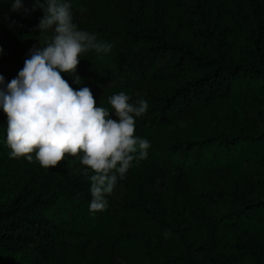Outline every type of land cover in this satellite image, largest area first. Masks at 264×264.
Here are the masks:
<instances>
[{
    "label": "trees",
    "instance_id": "trees-1",
    "mask_svg": "<svg viewBox=\"0 0 264 264\" xmlns=\"http://www.w3.org/2000/svg\"><path fill=\"white\" fill-rule=\"evenodd\" d=\"M113 1L63 0L78 30L80 17L93 18L115 46L113 67L93 50L80 55L83 77L110 81L92 91L96 106L112 112L120 92L147 101L135 134L150 142L148 157L95 213L87 177H37L35 154L19 158L32 184L0 177V263L264 264V0L246 14L225 0H155L177 22L169 36L143 0L121 12ZM43 15L34 0L19 10L0 0L5 90L30 50L48 44L36 27ZM6 128L0 108V161L11 162ZM171 177L181 186L171 183L163 204Z\"/></svg>",
    "mask_w": 264,
    "mask_h": 264
},
{
    "label": "clouds",
    "instance_id": "clouds-1",
    "mask_svg": "<svg viewBox=\"0 0 264 264\" xmlns=\"http://www.w3.org/2000/svg\"><path fill=\"white\" fill-rule=\"evenodd\" d=\"M34 2L44 11L36 27L55 34L42 49L30 50V58L18 76L7 83L6 90L5 78L0 75V108L7 116L10 156L31 162L35 154L45 168L59 166L67 156L79 157L85 166L83 175L91 182L89 210L104 211L106 195L113 193L118 179L125 177L134 160L148 157L150 142L135 134V117L145 114L148 103L143 99L130 103V97L120 92L109 97L110 112L96 106L89 87L74 89L61 73L76 74L82 53L93 49L104 53L111 46L78 30L69 3ZM12 3L13 10L22 7V0ZM74 77L80 84V77Z\"/></svg>",
    "mask_w": 264,
    "mask_h": 264
},
{
    "label": "rangeland",
    "instance_id": "rangeland-1",
    "mask_svg": "<svg viewBox=\"0 0 264 264\" xmlns=\"http://www.w3.org/2000/svg\"><path fill=\"white\" fill-rule=\"evenodd\" d=\"M132 1H138V0H114L113 7L117 11L121 12L123 10V7H125L128 3ZM143 1L149 7L148 12H147V20H149L152 23L154 21H157L158 19L159 29L162 31V33L165 36H169L173 32V28L177 24V22L172 21L169 18H167L165 14L162 12L161 7L157 6L155 0H143ZM250 2L251 0H225V4L227 5L229 9H233L232 5H236L238 8H240L242 12H245V14L248 13L251 7ZM233 12L234 11H232L231 13ZM155 13H158L160 17L156 18ZM96 24L97 22L93 18L85 17V16H82L79 18L80 30L86 31L89 34L94 35L97 42H101L105 44L106 46L107 45L111 46V50L108 52L98 53L93 49V53L97 54L99 57H101V59H103L105 63L113 67V57H114L115 46L112 41L105 40L102 36H100L97 33ZM38 32L40 33L41 37L42 36L45 37V39H42L41 42H43L44 40V41H47L48 43L51 42L55 34L54 31L51 29L45 32H40V30L38 29ZM2 40H3V34L0 33V47H2L1 46ZM21 54L24 55L25 51L22 50ZM0 57H2V53H0ZM74 75H78L80 77L81 79L80 84H77L75 82ZM63 78L67 80L70 83V85L76 90H79L81 87L87 86L91 89V91H95L96 93H99L101 90H104L105 87L110 84V81H107V80L92 82L89 77H83L82 69L80 67H77L76 74L64 73ZM153 139L157 140L158 138L157 136L156 137L154 136ZM18 160L19 159H14L11 162L0 161V177L1 178L3 177V180L5 181L9 179L10 180L16 179L19 185H23L29 182V177L27 176V177L21 178L22 176L20 174L24 169V164L19 163ZM32 166L33 168L38 167L40 169L39 172L36 171L35 173L37 177L38 176L48 177L49 174L51 175L50 177H53L55 175L56 181H60V182H66L67 180L84 176L83 169L85 167L80 163L79 157H73V156H67L65 160L59 166L55 168H52V167L45 168L41 166L37 160H35ZM170 180H171L169 183L170 186L166 189L164 193L163 204H166L168 202L169 195H171L175 189V187L172 186L171 183L174 185H177V188H180L181 186V179H178L177 177H171ZM29 184H32L31 180ZM93 252H94L93 247L88 248L86 258L84 259V263L90 259Z\"/></svg>",
    "mask_w": 264,
    "mask_h": 264
}]
</instances>
